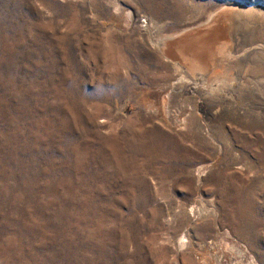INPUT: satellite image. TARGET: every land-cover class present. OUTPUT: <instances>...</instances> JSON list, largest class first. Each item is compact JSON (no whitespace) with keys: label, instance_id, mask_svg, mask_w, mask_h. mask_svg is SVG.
<instances>
[{"label":"rangeland","instance_id":"obj_1","mask_svg":"<svg viewBox=\"0 0 264 264\" xmlns=\"http://www.w3.org/2000/svg\"><path fill=\"white\" fill-rule=\"evenodd\" d=\"M232 7L230 77L194 90L156 44ZM263 23L264 0H0V264H264Z\"/></svg>","mask_w":264,"mask_h":264},{"label":"bare ground","instance_id":"obj_2","mask_svg":"<svg viewBox=\"0 0 264 264\" xmlns=\"http://www.w3.org/2000/svg\"><path fill=\"white\" fill-rule=\"evenodd\" d=\"M232 8L222 9L221 11L212 14L206 22L185 31L184 33H182L184 35L180 38H177L175 41H169L167 38V40L159 39L156 44L159 50H161L162 54L166 58L171 59L173 63L172 65H174V73L179 74V79H181V77H184L186 72L185 71L184 74H180L181 64L182 66L186 67L188 78L191 80V87H195L194 90L197 88L199 82H205L206 78L208 79L209 77L211 78L214 76L222 80L225 76H227V78L230 77L228 72L231 71V64L235 63L234 60L237 57V54H235V50H237L236 47H238V44L236 43L238 37L237 34L235 35L236 31L234 32L233 26L235 21L237 20H232L233 18H238V16L236 15L238 10L234 9L235 7ZM247 11H249V13L251 14L252 10L248 9ZM241 14L243 15V13ZM229 19H231V22L229 21ZM234 42L236 44L235 46ZM260 54L264 55V53L262 52ZM218 68L220 70H218ZM185 80L188 81L187 77L185 78ZM211 80L209 79V82ZM216 82L218 83V81ZM182 85L184 84L182 83Z\"/></svg>","mask_w":264,"mask_h":264},{"label":"water","instance_id":"obj_3","mask_svg":"<svg viewBox=\"0 0 264 264\" xmlns=\"http://www.w3.org/2000/svg\"><path fill=\"white\" fill-rule=\"evenodd\" d=\"M183 35H184V34H182V35H180V36H176V37L170 39L169 41H175L177 38H180V37L183 36Z\"/></svg>","mask_w":264,"mask_h":264}]
</instances>
